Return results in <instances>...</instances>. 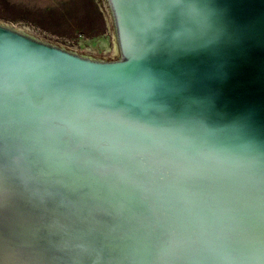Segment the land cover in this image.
Instances as JSON below:
<instances>
[{"label":"water","instance_id":"95a60500","mask_svg":"<svg viewBox=\"0 0 264 264\" xmlns=\"http://www.w3.org/2000/svg\"><path fill=\"white\" fill-rule=\"evenodd\" d=\"M94 3L0 20V264H264V0Z\"/></svg>","mask_w":264,"mask_h":264},{"label":"rangeland","instance_id":"374dc122","mask_svg":"<svg viewBox=\"0 0 264 264\" xmlns=\"http://www.w3.org/2000/svg\"><path fill=\"white\" fill-rule=\"evenodd\" d=\"M0 20L27 23L72 43L107 38L94 0H0Z\"/></svg>","mask_w":264,"mask_h":264}]
</instances>
